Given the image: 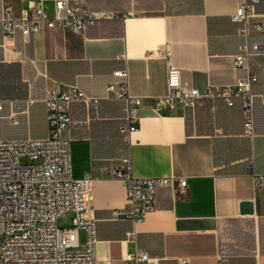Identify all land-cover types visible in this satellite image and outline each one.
I'll return each mask as SVG.
<instances>
[{"label":"crops","instance_id":"crops-1","mask_svg":"<svg viewBox=\"0 0 264 264\" xmlns=\"http://www.w3.org/2000/svg\"><path fill=\"white\" fill-rule=\"evenodd\" d=\"M55 0H0L15 16L41 6L53 14ZM245 0H87L90 11L112 19L89 25L84 34L50 30L25 40L4 38L0 24V140L45 139L50 132L45 98L52 90L77 87L98 97L96 108L81 102L70 109L73 176L93 179L97 264H131L126 255L144 251L158 264H264V55L251 61L255 137L243 136L240 99H221L194 108L155 110L166 94L169 65L181 81L205 91L247 76L232 58L244 39L232 15ZM264 28V0L255 6ZM252 42L261 44L264 35ZM127 70L131 93L142 97L138 130L127 138L125 102L108 100L106 86ZM131 157L139 177L174 176L187 181L179 196L159 187L154 209L136 226L128 220L126 187L110 176ZM252 201L254 212L241 213ZM121 214L115 217V212ZM71 228L73 215L67 214ZM86 237L79 232L80 248Z\"/></svg>","mask_w":264,"mask_h":264},{"label":"built area","instance_id":"built-area-1","mask_svg":"<svg viewBox=\"0 0 264 264\" xmlns=\"http://www.w3.org/2000/svg\"><path fill=\"white\" fill-rule=\"evenodd\" d=\"M259 0H245L232 15L241 24L239 35L244 44L232 58L234 69L246 70L247 76L228 86L210 85L205 91L190 88L181 81L177 67L169 65L167 92L155 98V110L174 111L194 108L207 100L221 99L233 106L240 99L243 109V136L255 137L253 86L258 77L251 69L253 58L264 55L260 43L252 42L256 35H264L256 17ZM54 13L41 6L23 9L13 14L5 4L0 14L4 38L12 41L20 34L26 41L50 30H65L84 34L89 25L112 19L108 12L90 11L87 0H55ZM115 81L106 86L105 99L125 102V123L121 133L130 138L138 130L142 97L131 93L128 71H116ZM99 98L86 94L77 87L52 90L45 98L50 135L45 139L23 141L0 140V264H97L95 247L97 228L93 203V179L73 176L71 140L68 132L72 124L70 109L81 102L96 108ZM3 104L0 102V112ZM110 176L123 181L126 187L125 217L134 226L142 223L156 202L159 187H172L179 196L188 192L187 181L174 176L139 177L134 173L131 157L122 159L120 169H112ZM258 187H264V176L257 177ZM73 215L71 228L60 229L59 221ZM121 213L115 212L118 218ZM85 233V248L79 244V232ZM131 264H158V260L144 251L126 255ZM180 264H188L180 260Z\"/></svg>","mask_w":264,"mask_h":264},{"label":"water","instance_id":"water-1","mask_svg":"<svg viewBox=\"0 0 264 264\" xmlns=\"http://www.w3.org/2000/svg\"><path fill=\"white\" fill-rule=\"evenodd\" d=\"M253 212H254V204L252 201L241 203V213L242 214H252Z\"/></svg>","mask_w":264,"mask_h":264},{"label":"rangeland","instance_id":"rangeland-1","mask_svg":"<svg viewBox=\"0 0 264 264\" xmlns=\"http://www.w3.org/2000/svg\"><path fill=\"white\" fill-rule=\"evenodd\" d=\"M58 226L60 229H68L69 224H68V220L67 217H65L64 219H61L58 223ZM4 237L0 236V245L3 243ZM81 249H84L83 247H81Z\"/></svg>","mask_w":264,"mask_h":264}]
</instances>
